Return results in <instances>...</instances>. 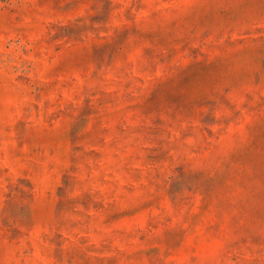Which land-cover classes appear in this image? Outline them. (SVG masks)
<instances>
[{
	"label": "rangeland",
	"instance_id": "1",
	"mask_svg": "<svg viewBox=\"0 0 264 264\" xmlns=\"http://www.w3.org/2000/svg\"><path fill=\"white\" fill-rule=\"evenodd\" d=\"M0 264H264V0H0Z\"/></svg>",
	"mask_w": 264,
	"mask_h": 264
}]
</instances>
